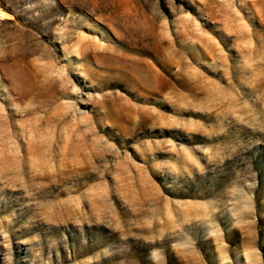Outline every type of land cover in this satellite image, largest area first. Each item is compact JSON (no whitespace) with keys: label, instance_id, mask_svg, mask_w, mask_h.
Here are the masks:
<instances>
[{"label":"rangeland","instance_id":"obj_1","mask_svg":"<svg viewBox=\"0 0 264 264\" xmlns=\"http://www.w3.org/2000/svg\"><path fill=\"white\" fill-rule=\"evenodd\" d=\"M0 264H264V0H0Z\"/></svg>","mask_w":264,"mask_h":264}]
</instances>
